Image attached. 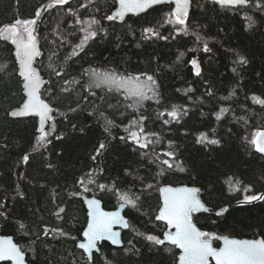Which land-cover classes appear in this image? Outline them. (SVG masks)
Instances as JSON below:
<instances>
[{"label":"trees","instance_id":"16d2710c","mask_svg":"<svg viewBox=\"0 0 264 264\" xmlns=\"http://www.w3.org/2000/svg\"><path fill=\"white\" fill-rule=\"evenodd\" d=\"M51 2L0 0V29L16 19L34 18L37 10ZM86 2L74 0L70 4L73 10H78L81 19L93 16L99 19L107 36L100 33L89 40L79 56L72 53L84 36L80 29L86 25L75 24V18L67 11L68 5L44 12L36 25L43 53L36 66L46 80L42 96L55 109L47 129L49 144L37 145L36 119L9 117V112L24 97L13 44L0 38V212L5 214L0 216V237H12L31 264H86V257L75 247V242L67 237L53 240L45 237L43 230L61 228L79 239L87 225L82 194L98 198L107 210L116 209L121 202L112 192H101L89 185L92 190L83 193L76 183L89 171L98 176L99 168L103 167L105 172L99 182L111 186L116 181L120 190L131 189L140 196L142 206L139 211L126 209L125 216L131 227L123 232V247L116 249L103 243L100 252L94 255V264H106V261L176 264L179 256L176 248L165 245L171 249L165 251L156 246L160 248L157 251L143 236L136 234L162 238L168 230L155 219L162 206L158 188L165 186L201 189V200L213 211L193 215V221L202 231L230 238L264 239V201L248 204L244 200L249 195L264 194V156L252 143L253 139L258 140V133L264 132V105L253 100L254 96L264 100V12L256 9L254 0L238 9L196 0L187 34H177L181 26L168 23L172 5L156 7L119 24L104 18L116 9V0H93L87 9L79 7ZM246 16L256 21L251 28ZM149 27L168 39L146 36L143 30ZM205 42L211 52L203 51ZM181 52L184 55L178 59ZM240 56L246 57L249 63L241 66ZM193 59L199 64V76L190 63ZM53 68L66 71L68 79L82 82L88 81L87 76H82L85 69L101 73L114 71L119 75H153L159 102L157 99L144 101L137 110L128 107L132 101L126 100L122 92L108 91L107 86L93 89L97 96L85 101L81 97L87 93L78 85H65L72 89L71 94L60 92L63 81L52 73ZM52 81L56 82L55 86ZM233 92L235 95H231ZM18 100L20 103L16 104ZM77 101H80L79 108ZM173 107L182 112L186 110L187 114L176 120L159 115L170 112ZM70 108L77 111H69ZM220 108H227L228 112L217 120ZM141 114L148 117L143 124L145 133H155L151 138L157 142L147 150L133 151L135 145L131 141L125 144L119 137H128L126 128ZM106 119L114 121L111 135L104 132ZM165 119L169 121L167 124ZM81 127L85 129L83 133L79 130ZM131 130L138 131V128ZM201 134L220 139L221 145L197 143ZM101 142L108 145V150L93 161L91 157ZM153 148L156 154L173 151L175 159L169 158L171 162L186 170L180 172L174 167L163 176L157 175L156 165L140 156L141 151L153 155ZM25 155L29 156L28 162L23 160ZM49 163L54 167L49 168ZM125 168L133 176L145 177L143 184L132 176L126 177ZM149 183L154 187L142 191L144 184ZM77 190L81 194L71 195ZM18 192L23 193V198ZM227 207L226 214H215ZM59 208L65 209L60 213L62 218L56 215ZM20 224L25 227L21 229ZM212 242L216 248L221 246L219 240ZM133 245L141 255L126 253Z\"/></svg>","mask_w":264,"mask_h":264},{"label":"snow or ice","instance_id":"6c2138e0","mask_svg":"<svg viewBox=\"0 0 264 264\" xmlns=\"http://www.w3.org/2000/svg\"><path fill=\"white\" fill-rule=\"evenodd\" d=\"M93 0H87L86 3L80 4V8L87 9ZM164 0H118L119 7L111 15H106L104 18L113 21L119 19L124 20L125 16L129 13L139 14L145 12L157 4L163 3ZM175 8L170 14L168 23H175L181 26L177 29V34L183 32L187 34L189 26V7L191 0H174ZM215 3L230 6H247L252 3L253 0H214ZM256 9L264 12V0H254ZM68 5L67 11L75 18V24L86 25L80 30L84 33L80 43L73 49V56H79L80 52L84 51V47L89 40H94L100 33L107 36L106 30L100 26V20L93 16L90 19H81L78 10H73L70 4V0H52L51 3L42 6L37 10L32 19H16L13 23L4 26L0 29V38L4 40H10L11 44L15 45V57L19 63V77L22 78V88L26 94L27 99L23 102L22 106L18 110H13L10 115L13 117L35 115L39 118V136L36 138L38 146H43L51 143L48 139L49 132L45 130V126L48 121L53 120L52 113L54 107L50 106L41 99V88L45 84L40 72L33 67L34 60L40 55L39 48L37 47L36 25L41 19L42 14L47 12L56 6ZM99 11V8H97ZM249 27L251 28L256 24V21L251 16H246ZM96 26L95 28L93 26ZM144 33L146 36L149 34L156 35L160 39H168L165 36H159V33L154 28H145ZM197 39H200L197 34ZM79 49V51H77ZM204 52H211L212 49L205 42L203 45ZM184 53L181 52L178 59L183 57ZM190 63L196 70V75H200V67L198 62L193 59ZM238 63L243 66L249 63L248 59L244 56H240ZM51 67V66H50ZM236 69L234 68L233 71ZM52 73L56 77H60L63 83L60 86L61 93L71 94L72 89L65 85L75 84L78 85L87 95L81 97L82 100L87 101L90 97L97 96V93L93 89H101L107 86L108 91L115 89L122 92L126 100L132 101L128 107L139 109L143 106V102L147 100L157 99L158 101V85L153 75L140 74V75H119L116 72L101 73L95 69H85L82 76H87L88 81L82 82L81 80L72 78H66L68 73L66 71L52 69ZM143 77V78H142ZM55 86V81L51 82ZM191 91V89H189ZM211 95V92L208 93ZM231 95H235L233 92ZM100 99H103L102 97ZM228 99V97H225ZM256 103L264 105V100L258 97H253ZM77 108L80 106V101H77ZM77 108H70L69 111L75 112ZM228 112L227 108H220L219 113L216 115L217 120H221L222 116ZM186 115L187 111L183 112L173 107L170 112L160 113V116L167 115L172 119H179L181 115ZM104 115L103 112L100 113ZM148 117L141 114L138 119H133L130 122V127L126 128L128 131V137L121 136L119 140L127 144L129 141L135 145L133 151L147 150L150 145H154L157 141L151 137L155 136V133H145L144 121ZM239 119H244L240 117ZM169 121L164 120L167 124ZM114 125V121L106 119V125L104 132L111 135L110 128ZM76 125H73L75 128ZM131 128H138V131H132ZM52 130H55L53 124ZM80 132H84L85 129L81 127ZM260 140H252V143L256 146V149L260 153H264V133L257 134ZM57 139H63L61 136H57ZM115 139V137H113ZM200 144H207L209 146L221 145V140L216 138H209L205 134H201L196 141ZM108 145L104 142L99 143V147L95 149V154L91 157L93 161H97V157L102 154V151H107ZM153 155H149L147 151H141V158H147L149 164H155L159 169L157 175L163 176L169 170L174 167H178L180 172H184L186 169L182 165H174L169 158L175 159V153L173 151H167L162 154H156L153 148ZM167 157V158H161ZM24 162H28L29 156L23 157ZM49 168H53L54 165L49 163ZM105 169L99 168V175L94 176L91 171L86 173L83 177L79 178L76 183L83 189V193H88L92 189L89 185H94L95 188L101 192H112L120 201V208L128 207L132 210L139 211L141 208L140 196L135 192L129 190H120L116 181H112L111 186L106 183H100L99 178L103 176ZM125 176H132L133 180H140L143 184L145 177L133 176V173L129 169H124ZM155 179V177H153ZM153 184H144L142 191L152 189ZM162 196V206L159 208L156 220L164 221L167 227V231L163 232L162 238L153 234H143L136 232L138 236H143L144 239L151 243L155 250L159 251L163 248L165 251H171V249L164 247L165 245H171L180 250L178 256V264H210V260H214L215 264H264V239H251V240H239L230 239L228 236H217L214 233L201 231L195 223H193V215L201 211H208L204 203L200 198L199 187H178L171 186L158 188ZM81 194L79 190L73 192L71 195L76 196ZM17 195L23 198V193L18 192ZM245 203L251 204L256 201H264V194L261 195H249L244 198ZM87 205V227L82 230V234L78 239L76 236L70 235L69 232L61 228L43 230L45 237H51L53 240L59 241L61 238L67 237L75 242V247L82 250V255L86 254V264H94V254L100 252V244L104 241H109L111 245L121 246L122 241L120 239V232L114 231V226L119 225L123 228H130L128 220L121 215L120 211L106 212L101 208V202L99 199H85ZM2 207V205H0ZM65 211L64 208H59L56 213L58 218L60 213ZM226 211V209H225ZM221 215V213H217ZM0 216H5L3 212H0ZM7 218V217H5ZM24 224H20V228L23 229ZM174 229V231L172 230ZM135 231V229H133ZM40 236L37 234V239ZM213 240H223V247H213ZM131 243V242H129ZM35 244V241H33ZM46 247H50L45 242ZM156 246H160L157 248ZM34 251V249H32ZM153 249H150L152 251ZM127 252H132L135 255H141L139 249H136L133 245L132 248L126 249ZM0 260L14 261L15 264H25V253L18 247L10 238L0 239ZM51 264V262H49ZM106 264H111V261H106Z\"/></svg>","mask_w":264,"mask_h":264},{"label":"water","instance_id":"95a60500","mask_svg":"<svg viewBox=\"0 0 264 264\" xmlns=\"http://www.w3.org/2000/svg\"><path fill=\"white\" fill-rule=\"evenodd\" d=\"M73 1H74V0H70V3L73 2ZM194 1H195V0H191V3H190V7H189V18H190L191 13H192V8H193V2H194ZM206 1H208V2L211 3V4H215V5L219 6L220 8L238 9V8H241V7H247V6H248V5H247V6H230V5H222V4L215 3L214 0H206ZM116 2H117V6H116V9L114 10V12H115V11L118 9V7H119L118 0H116ZM165 5H173V8H175V2H174V0H164L163 3H161V4H157V5L153 6L152 8L148 9V10L145 11V12H141V13H139V14L129 13L127 16H125V18H124L123 21H121V20H119V19H116V21H117L119 24H123V23H124L129 17H139V16H141V15H144V14L148 13L149 11H151L152 9H154V8H156V7L165 6ZM114 12H113V13H114ZM113 13H112V14H113ZM36 32H37V31H36ZM35 35H36V33H35ZM36 37H37V47L39 48L40 55L37 56V57L35 58L34 63H33V67L36 68L38 72H40V70H39L38 67L36 66V63H37L38 60H40V59L42 58L43 53H42V50H41V45H40L39 38H38L37 35H36ZM13 48H14V57H15V45H13ZM15 62H16V65H17V68H18V72H19V63H18L16 57H15ZM40 74H41V72H40ZM41 76H42V74H41ZM18 77H19V75H18ZM19 79H20V81H21V83H22V78L19 77ZM42 79L45 81V84H44V85L42 86V88H41V99L44 100V98L42 97V91H43V89H44L45 86H46V80L44 79L43 76H42ZM22 91H23V96H24V101H25V100L27 99V97H26V94H25L23 88H22ZM24 101H23V102H24ZM44 101H45L46 103H49V102H47L46 100H44ZM22 104H23V103H22ZM22 104H21L20 106L16 107V108L12 109L11 111H13V110H18V108L21 107ZM49 104H50V103H49ZM50 106H51V105H50ZM11 111H10V112H11ZM10 112H9V117H10L11 119H14V120H25V119H31V118L36 119V120H37V129L39 128V118H38L37 116H35V115H29V116L13 117V116L10 115ZM52 115H53V113H52ZM53 117H54V115H53ZM51 121H52V120L48 121V123H47L46 126H45V130H47V128H48V126H49V124H50ZM38 133H39V132H38ZM262 133H264V132H262ZM259 140H260V137H258V141H259ZM261 155L264 156V153H261ZM171 187L178 188V187H185V186H171ZM186 187H189V186H186ZM92 198H95V197H87L85 194H82V196H81V200H82L83 205H84V207H85V209H86V212H88V208H87V205H86V203H85L84 201H85V199H92ZM96 199H98V198H96ZM201 201H202V200H201ZM100 202H101V208H102V210H104V211H106V212L120 211V212H121V215L124 216V218H125L126 220H128V219L126 218V216H125V212H126L127 207L121 209V208H120V204H119V205L116 207V209L107 210V209L104 208L103 202H102L101 200H100ZM161 202H162V196H161ZM202 203H203V201H202ZM204 205H205V204H204ZM205 207H206V205H205ZM206 208L208 209V211H206V212H205V211H201V212H199V213H212V212H213V211H212L211 209H209L208 207H206ZM228 210H229V207L226 208V211H225V210H222V211H216L215 214L217 215V213H221V215H218V216H222V215L226 214V212H227ZM199 213H196V214H199ZM87 219H88V217H87ZM157 222L166 225L164 221H159V220H157ZM193 223H194V222H193ZM196 226H197V225H196ZM86 227H87V225H86ZM86 227H85V228H86ZM197 227H198V226H197ZM199 229H200V228H199ZM113 230H114V231H118V232H120V239H121V241H122V245L119 246V247H118V246H114V245H111V243H110L109 241L101 242L100 245H102L103 243H107V244H109L110 246H112L113 248L120 249V248H122L123 245H124V243H123V238H122V236H123V232L127 231L128 228H123V227H121V226H119V225H116V226H114V229H113ZM172 230L174 231V229H172ZM201 231H202V230H201ZM5 238H10V239L13 241V243H15V241H14V239H13L12 237H7V236H1V237H0V239H5ZM229 238H230V237H229ZM230 239H238V238H230ZM239 240H246V239H239ZM247 240H249V239H247ZM220 242H221V247H223V240H220ZM15 244H16V243H15ZM16 245H17V244H16ZM100 245H99V246H100ZM17 246H18V245H17ZM169 246H171V245H169ZM18 247H19V246H18ZM172 247H174V246H172ZM213 247H214V246H213ZM176 249H177V248H176ZM79 250H80V249H79ZM177 250L179 251V254H180V250H179V249H177ZM80 251L82 252V250H80ZM98 253H99V252H97V253H95V254H98ZM95 254H94V255H95ZM84 255H85V257H86V254H84ZM2 263L15 264L14 261L0 260V264H2ZM25 264H29V263L27 262V260H26V255H25ZM176 264H178V260H177ZM210 264H215V261H214V260H210Z\"/></svg>","mask_w":264,"mask_h":264},{"label":"rangeland","instance_id":"374dc122","mask_svg":"<svg viewBox=\"0 0 264 264\" xmlns=\"http://www.w3.org/2000/svg\"><path fill=\"white\" fill-rule=\"evenodd\" d=\"M10 41V40H9ZM11 42V41H10ZM22 102V101H21ZM20 103V101L18 100L17 102H16V104H19ZM21 104V103H20Z\"/></svg>","mask_w":264,"mask_h":264},{"label":"flooded vegetation","instance_id":"af4514ba","mask_svg":"<svg viewBox=\"0 0 264 264\" xmlns=\"http://www.w3.org/2000/svg\"><path fill=\"white\" fill-rule=\"evenodd\" d=\"M4 264H8V263H4Z\"/></svg>","mask_w":264,"mask_h":264},{"label":"bare ground","instance_id":"6f19581e","mask_svg":"<svg viewBox=\"0 0 264 264\" xmlns=\"http://www.w3.org/2000/svg\"><path fill=\"white\" fill-rule=\"evenodd\" d=\"M82 196V195H81Z\"/></svg>","mask_w":264,"mask_h":264}]
</instances>
